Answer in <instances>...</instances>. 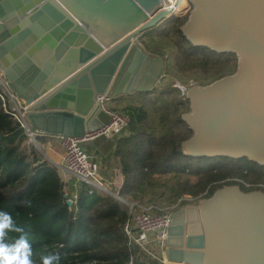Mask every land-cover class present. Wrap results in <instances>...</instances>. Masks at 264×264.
Segmentation results:
<instances>
[{"label":"water","instance_id":"obj_1","mask_svg":"<svg viewBox=\"0 0 264 264\" xmlns=\"http://www.w3.org/2000/svg\"><path fill=\"white\" fill-rule=\"evenodd\" d=\"M188 2L183 35L235 53L238 65L186 91L193 135L184 152L264 166V0ZM174 13L166 0H0V71L28 107L29 128L83 136L110 119L99 95L155 91L165 62L144 38ZM165 246L177 264H264V191L226 185L185 204L172 213Z\"/></svg>","mask_w":264,"mask_h":264},{"label":"trees","instance_id":"obj_2","mask_svg":"<svg viewBox=\"0 0 264 264\" xmlns=\"http://www.w3.org/2000/svg\"><path fill=\"white\" fill-rule=\"evenodd\" d=\"M188 18L189 14L173 15L145 36L148 51L163 58L165 72L212 71L220 79L228 75L231 66L236 71L235 53H218L192 45L181 30ZM150 38H161L163 47L176 49L171 70H168L169 58H164L161 46L152 48ZM158 91H151L158 97L152 104L159 111L155 116L157 122L149 108L151 92L142 93L141 102L145 100V103H130L124 108L130 124L116 148L126 177L123 197L133 195L136 190L144 191L156 177L168 173L179 178L178 188H173V196L178 197L210 198L226 185H237L244 192L264 191V166L256 162L247 158L185 154L183 143L193 135L183 120V114L190 111V101L186 95L181 98L175 87ZM172 93L177 94L168 98ZM28 137L20 122L0 104V210L10 213L27 233L34 264H43L45 255L58 256L54 264H130L132 260L133 264H159L139 257L137 249L130 247L125 232L129 208L115 196L81 184L77 201L73 206L68 205L58 168L43 161L35 148L30 152L23 148ZM186 173L188 177L182 179L181 175ZM20 235L9 232L6 241L14 243Z\"/></svg>","mask_w":264,"mask_h":264},{"label":"built area","instance_id":"obj_3","mask_svg":"<svg viewBox=\"0 0 264 264\" xmlns=\"http://www.w3.org/2000/svg\"><path fill=\"white\" fill-rule=\"evenodd\" d=\"M167 6L171 8L169 5ZM178 87L186 93V87L181 84H178ZM114 100L115 97L107 94L98 96L96 103L110 116L109 121L100 129L86 133L83 136L57 135L65 151L66 170L76 178L79 184L90 185L94 189L111 194L127 204L130 209V218L125 225V232L129 237L130 247L137 249L139 257L159 264H177L166 256V236L172 213L182 207V203L184 204L188 199L181 198L178 204L169 208L150 206L140 207L136 210V204H130L119 192L112 191L109 188L101 173L100 164L83 148V143L92 139L121 137L126 132L130 124V116L125 111H120L113 106ZM0 104L6 113L16 118L22 127L27 130L34 143H37L35 130L28 126V107L23 104L22 99L11 88L9 82L5 80V74L2 71H0ZM67 197H70L69 193H67ZM73 197L76 202V195ZM130 264H133V260Z\"/></svg>","mask_w":264,"mask_h":264},{"label":"rangeland","instance_id":"obj_4","mask_svg":"<svg viewBox=\"0 0 264 264\" xmlns=\"http://www.w3.org/2000/svg\"><path fill=\"white\" fill-rule=\"evenodd\" d=\"M191 9H192L191 4L189 2H187V5H185L180 12L174 13V15L175 16H187L188 14H190ZM162 40L163 39H161V38H157V39H151L150 38V39H148L150 44H152L151 46L153 49L159 48V46H161L160 51L165 53V57H164L165 59H166V57L169 58V60H167V62L169 64L168 70H171L172 67H170L171 66L170 62L172 61L173 56L176 53V49L172 48L171 46H168V45L163 47L162 46ZM171 64H173V62ZM229 69L230 70L232 69V70L227 72L228 75H229V73L233 72V70L235 71V66H231ZM165 73L166 72L164 69V74ZM165 75H166V77L158 83V86L155 90L156 91H158V90L166 91L169 88L175 87L181 93V95H180L181 98L185 95L187 96V93H184L183 90L178 87V84L183 85L188 90L193 85H201V84L207 85V84H210V82H214L218 78V76H217L218 74L215 73V75H213L212 71L209 73L208 72H202V71H191V72L182 74V72L177 73V71H175V69H174L171 73H166ZM142 93H144V92L137 93L136 99H134V100L132 99L129 102L134 103V104L145 103L146 102L145 100H144V102H141V101H143L142 96H144ZM153 93L154 92H151L152 95H149V96H151V101L149 102V105H150L149 108L151 111V117L156 119L155 116H156V114L159 113V111H155V107L152 104L154 103V101H156V99L158 97L153 95ZM176 94L177 93H172L170 96H168V98H171V97L175 96ZM126 103L124 102L123 105H118L117 109L120 111H124L125 106H128L130 104L128 102H126ZM161 103H162V99L158 104L159 107L161 106ZM157 121L158 120L156 119L155 122H157ZM25 131L27 133L26 129H25ZM125 133H127V130ZM35 145H37V144L34 143V141L32 140V138L29 135V137L27 138V142L23 145V148L27 147L28 152H30L33 148H35L36 150L39 148V144L37 146H35ZM173 174L174 173H168V174L156 177L152 181L153 184H147L145 186L144 191L143 190H136V192H134L133 195L131 194L130 196H126V197L125 196L123 197L121 194L120 195L123 198H125L128 202H130V204H136V210L140 209V207H150V206H158L160 208H169V207H172V206L178 204L179 203L178 201L181 198L188 199L184 204L182 203L183 206L187 203L195 202L196 200L190 196H184V195L179 196V197L173 196L174 195L173 188L174 187L176 188L177 186H179V184L177 182L179 180V178H178L177 174H175L176 176ZM187 177H188L187 173L181 175L182 179H186ZM192 179L195 180L194 177H192ZM65 191H66V195H67V193H69V192H67L66 189H65ZM68 199H70L72 201V206H73V204H75V199L73 197V194H70V197ZM73 199H74V201H73ZM125 205L127 206V204H125ZM129 212H130V209H129Z\"/></svg>","mask_w":264,"mask_h":264},{"label":"crops","instance_id":"obj_5","mask_svg":"<svg viewBox=\"0 0 264 264\" xmlns=\"http://www.w3.org/2000/svg\"><path fill=\"white\" fill-rule=\"evenodd\" d=\"M136 96L137 93L119 96L115 98L112 105L118 108V105H123L124 102L130 103L129 101L136 99ZM35 132L37 141L36 144H39V148L37 149L38 154L41 156L43 161H48L53 165H56L59 174L65 183V189L69 192V194H73V196L76 195V198H78L79 191L82 186L76 178L66 170L65 151L57 134H49L42 131L37 132L36 130ZM121 137H98L83 143V148L100 164L101 173L106 179L109 188L112 191L119 192L120 194L126 183L122 161L120 157L116 155L117 143ZM203 200L204 199L196 200L195 203Z\"/></svg>","mask_w":264,"mask_h":264},{"label":"clouds","instance_id":"obj_6","mask_svg":"<svg viewBox=\"0 0 264 264\" xmlns=\"http://www.w3.org/2000/svg\"><path fill=\"white\" fill-rule=\"evenodd\" d=\"M9 232L21 233L14 243H8L6 237ZM33 250L27 233L17 225L13 216L0 210V264H34ZM43 264H54L58 261L56 255H45L42 257Z\"/></svg>","mask_w":264,"mask_h":264},{"label":"bare ground","instance_id":"obj_7","mask_svg":"<svg viewBox=\"0 0 264 264\" xmlns=\"http://www.w3.org/2000/svg\"><path fill=\"white\" fill-rule=\"evenodd\" d=\"M187 2H188L187 0H181L179 3H177V0H170V1L166 0V6L169 5L173 10V12L177 13L180 12L185 5H187Z\"/></svg>","mask_w":264,"mask_h":264},{"label":"flooded vegetation","instance_id":"obj_8","mask_svg":"<svg viewBox=\"0 0 264 264\" xmlns=\"http://www.w3.org/2000/svg\"><path fill=\"white\" fill-rule=\"evenodd\" d=\"M192 6V5H191ZM145 39V38H144ZM142 95V94H141Z\"/></svg>","mask_w":264,"mask_h":264}]
</instances>
